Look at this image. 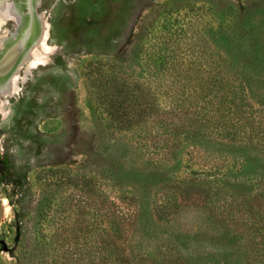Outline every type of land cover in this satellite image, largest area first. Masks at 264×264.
Wrapping results in <instances>:
<instances>
[{"label":"rangeland","instance_id":"1","mask_svg":"<svg viewBox=\"0 0 264 264\" xmlns=\"http://www.w3.org/2000/svg\"><path fill=\"white\" fill-rule=\"evenodd\" d=\"M37 12L0 96V264H264V0Z\"/></svg>","mask_w":264,"mask_h":264},{"label":"water","instance_id":"2","mask_svg":"<svg viewBox=\"0 0 264 264\" xmlns=\"http://www.w3.org/2000/svg\"><path fill=\"white\" fill-rule=\"evenodd\" d=\"M11 2L16 10L17 27L0 39V96L12 94L15 77L21 67L32 58V51L45 35L46 24L37 8L42 0H0ZM5 206L0 200V222Z\"/></svg>","mask_w":264,"mask_h":264},{"label":"trees","instance_id":"3","mask_svg":"<svg viewBox=\"0 0 264 264\" xmlns=\"http://www.w3.org/2000/svg\"><path fill=\"white\" fill-rule=\"evenodd\" d=\"M164 45H168L167 42H165ZM159 47H161V46L159 45ZM150 58H151V62L153 63V66L150 67V70L153 71V72H154V70H155L156 73H157L158 75H160V74H166V73H164V72H166L168 69L165 68V67H167V66H166V63L168 62L170 56H168L167 54H165V53L162 51V49H160L159 51H156V52H154L153 54H151V55H150ZM153 69H154V70H153ZM154 73H155V72H154ZM152 76H153V75H152ZM230 113H232L231 110H230ZM56 172H62V173H65L66 171H61V170H60V171H52L51 173L55 174ZM49 173H50V172H45V176H46V175L48 176ZM42 175H43V174H42ZM43 176H44V175H43ZM43 176H42V177H43ZM42 177H41V178H42ZM111 230L114 231L113 228H112V222H111ZM262 230H263V229H262Z\"/></svg>","mask_w":264,"mask_h":264},{"label":"bare ground","instance_id":"4","mask_svg":"<svg viewBox=\"0 0 264 264\" xmlns=\"http://www.w3.org/2000/svg\"><path fill=\"white\" fill-rule=\"evenodd\" d=\"M16 10L15 7H13L11 2H0V24L1 21H5L7 19H17L16 17ZM1 39V38H0ZM34 55V54H33ZM15 81V79H14ZM17 83V82H16ZM14 87V83H13Z\"/></svg>","mask_w":264,"mask_h":264}]
</instances>
